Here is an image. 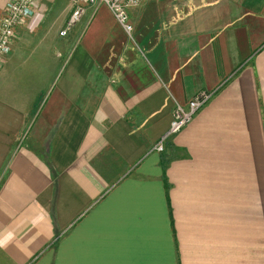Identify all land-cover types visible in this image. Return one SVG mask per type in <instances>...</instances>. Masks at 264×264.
Here are the masks:
<instances>
[{"label": "crops", "instance_id": "1", "mask_svg": "<svg viewBox=\"0 0 264 264\" xmlns=\"http://www.w3.org/2000/svg\"><path fill=\"white\" fill-rule=\"evenodd\" d=\"M71 9L35 0L0 65V264H264V0Z\"/></svg>", "mask_w": 264, "mask_h": 264}, {"label": "built area", "instance_id": "2", "mask_svg": "<svg viewBox=\"0 0 264 264\" xmlns=\"http://www.w3.org/2000/svg\"><path fill=\"white\" fill-rule=\"evenodd\" d=\"M71 5V12L65 23V27L59 32L60 35L74 23L83 13L86 6L94 11L99 4L105 5L113 19L126 34L131 32V24L128 21L127 9L135 7L142 0H67ZM35 0H8L0 16V65L7 54L14 27L23 19L32 14ZM212 91L198 90L184 105L175 103L171 110V117L165 131L153 146L155 152L163 150L164 143L180 130L210 98Z\"/></svg>", "mask_w": 264, "mask_h": 264}, {"label": "trees", "instance_id": "3", "mask_svg": "<svg viewBox=\"0 0 264 264\" xmlns=\"http://www.w3.org/2000/svg\"><path fill=\"white\" fill-rule=\"evenodd\" d=\"M166 161H167V160H163V159H161V161H160V165H161L162 168H164V165H165ZM165 188H166V184H165Z\"/></svg>", "mask_w": 264, "mask_h": 264}]
</instances>
